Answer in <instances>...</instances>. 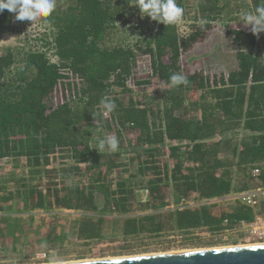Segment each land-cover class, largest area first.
Instances as JSON below:
<instances>
[{
    "label": "trees",
    "instance_id": "trees-1",
    "mask_svg": "<svg viewBox=\"0 0 264 264\" xmlns=\"http://www.w3.org/2000/svg\"><path fill=\"white\" fill-rule=\"evenodd\" d=\"M134 3L55 0L54 11L44 18L52 31L50 41L21 49L0 43V158L23 161L25 173L35 180L46 175L44 188L38 181L25 189L9 186L11 180L3 184L0 210L14 201L30 212L74 210L79 218L73 230L84 241H130L173 229L191 233L207 228L219 235L241 220H252V211L238 202H206L220 200L233 188L264 185V169L260 182L252 174L253 167L264 162V32L257 36L242 26L232 27L242 22L241 11H254L264 0H177L184 9L182 20L193 11L184 35L179 24L142 18ZM201 20L206 21L203 30ZM218 22L234 34L237 68L213 79L202 72H182L184 51ZM127 24L135 25L138 38ZM120 26L123 37L115 40ZM14 30V13L5 9L0 13V38ZM146 60L149 67H144ZM149 69L148 77L139 75ZM173 72L187 76L189 83L172 86ZM152 77L168 90L147 107L127 83L134 78L136 89L142 90ZM59 86L68 97L51 106L48 101ZM198 91V98L191 100ZM105 94L116 107L96 118L92 112L100 110ZM96 128L124 139L131 155L124 165L132 168H120L122 151L95 149L91 138ZM134 151L140 154L135 157ZM166 153L171 170L161 158ZM77 177L80 180L74 181ZM139 180L145 186L141 192ZM170 186L178 201L190 204L156 213L171 205ZM109 212L120 215L106 216ZM54 227L45 241L52 239ZM110 227L116 234L107 235ZM10 230L18 231L9 223L0 224L2 237Z\"/></svg>",
    "mask_w": 264,
    "mask_h": 264
},
{
    "label": "rangeland",
    "instance_id": "rangeland-1",
    "mask_svg": "<svg viewBox=\"0 0 264 264\" xmlns=\"http://www.w3.org/2000/svg\"><path fill=\"white\" fill-rule=\"evenodd\" d=\"M192 14L193 11H191L187 19L182 20L179 24L181 34L183 35L189 30L188 26L192 22ZM14 26L15 30L13 32L1 36L0 43L2 47L12 46L13 48L21 49L25 47L28 48L32 45L41 46L45 41H50L52 39L51 28L44 18L33 23L30 21H17L15 20L14 13ZM128 26L132 27V24L125 25L126 28ZM236 26L249 29V27L243 25V22L232 24V27L236 28ZM131 27H129V29L134 32L135 28V34H137L138 29L135 25L134 28L132 27L131 29ZM118 29L119 31L113 34L115 40H119L123 37V26L118 27ZM134 37L135 39L138 38V34ZM234 38V34H228L223 24L219 22L215 23L203 40L198 41L192 48L184 51L180 63L182 72H202L211 79L221 76L222 74H228V72L238 65V45ZM49 54L53 60L56 59V56L53 55V51H50ZM149 64L150 62L146 60L144 62V67H149ZM140 71L139 75L142 77H148L147 74L150 73V69L148 71H142V73ZM151 80L152 83L143 87L142 90L136 89V80L134 78L127 83L128 87L132 89L131 93L135 99L141 100L147 107H152L160 101L164 92L161 88H165L161 79L152 77ZM199 93L198 91V93L192 95L191 100L197 99ZM118 96H123L127 99L128 95L119 93ZM67 97L68 91H66L64 87L59 86L51 96L48 104L56 106L64 102ZM105 135H116V133L112 130L107 132L106 130L104 131L96 128L93 131L91 140L93 143H97V141ZM119 141L120 144L116 151L110 149H106V151L109 153L122 151V165L120 168L131 167L130 165H124L131 158V155L128 154L129 152L126 151L123 146L126 142L123 138H120ZM168 146L169 143H167L166 147ZM139 152L140 151H134L133 156L136 157L140 154ZM183 152L184 150L182 153ZM161 158L167 160V164H169L168 166L171 170L172 160L168 157V153H166L165 157ZM24 165L23 161L15 162L12 158H0V188L10 180L12 184L9 183V186L11 185V187H13V185L17 187L18 184L19 187L25 189L30 182L38 181L44 188L46 175L40 178L41 180H35V178L25 173L27 166ZM132 170L126 172L125 175H128ZM25 178L26 180L24 181L23 179ZM238 179L236 168H233L232 180L234 185L237 184ZM78 180H80V177L75 178L74 181ZM136 186L139 192L143 191L145 188L140 180L137 182ZM170 189L172 195L170 196L171 205L161 210H154L156 213L162 212L163 214H167L176 207L190 204V202L178 201L177 194L174 192L172 186H170ZM18 204L19 201H14L13 206L10 208L5 205V207L0 210V224L9 223L10 228L16 227L18 230L17 232L10 230L8 236L5 238L0 235V264H48V254L50 251H55L59 257L68 262H74L84 259L102 260L135 255L246 245L244 241L237 239L234 234L222 232L217 235L209 232L207 228L197 229L191 233H183L177 229H173L164 231L160 235H146L144 238L130 241H125L121 237L114 239L108 238L103 241H84L78 239L76 230H73L76 224L75 222L79 218V214L74 210L30 212L24 207H18ZM105 215L117 216L120 214L109 212ZM52 226H55L56 232L52 235L50 241H45L44 238L48 236ZM21 227H23L24 230H22ZM114 234H116V231L112 230L111 227L107 229V235Z\"/></svg>",
    "mask_w": 264,
    "mask_h": 264
},
{
    "label": "clouds",
    "instance_id": "clouds-1",
    "mask_svg": "<svg viewBox=\"0 0 264 264\" xmlns=\"http://www.w3.org/2000/svg\"><path fill=\"white\" fill-rule=\"evenodd\" d=\"M143 17H150L154 21L162 22L168 25H178L184 17V9L178 5L177 0H135L134 3ZM55 0H0V13L7 9L11 13H15V20L35 22L41 18L48 17L55 9ZM239 21L243 22L245 27L259 35L264 32V3L259 4L254 11H241ZM198 26L203 30L206 21L201 20ZM186 38V36H185ZM172 86L187 85L189 83L187 76L179 72H173L169 77ZM161 90H168L161 88ZM101 108L99 111L92 112L96 118H102L112 112L116 105L109 95L105 94L99 101ZM120 141L116 135H105L97 141V149L108 148L116 151ZM48 264H70V262L62 259L55 251L48 254ZM76 264H95L91 259L81 260Z\"/></svg>",
    "mask_w": 264,
    "mask_h": 264
},
{
    "label": "water",
    "instance_id": "water-1",
    "mask_svg": "<svg viewBox=\"0 0 264 264\" xmlns=\"http://www.w3.org/2000/svg\"><path fill=\"white\" fill-rule=\"evenodd\" d=\"M93 261L95 264H264V244L234 245L228 248L169 252ZM70 264H76V262H70Z\"/></svg>",
    "mask_w": 264,
    "mask_h": 264
},
{
    "label": "built area",
    "instance_id": "built-area-1",
    "mask_svg": "<svg viewBox=\"0 0 264 264\" xmlns=\"http://www.w3.org/2000/svg\"><path fill=\"white\" fill-rule=\"evenodd\" d=\"M264 169V162L256 164L252 169V174L256 181ZM224 201L226 203H240L247 206L252 211V220H241L233 228H227L223 232L241 236L239 240L244 241L246 245L264 243V185L250 187L247 190L237 191L234 188L231 192L219 199L207 201L206 203H216Z\"/></svg>",
    "mask_w": 264,
    "mask_h": 264
},
{
    "label": "bare ground",
    "instance_id": "bare-ground-1",
    "mask_svg": "<svg viewBox=\"0 0 264 264\" xmlns=\"http://www.w3.org/2000/svg\"><path fill=\"white\" fill-rule=\"evenodd\" d=\"M257 244V243H256ZM260 244V243H259ZM261 244H264V243H261ZM244 245V244H243ZM249 245H255V244H249ZM238 246V245H237ZM239 246H242V245H239ZM219 248H221V247H219ZM219 248H211V249H219ZM222 248H228V247H222ZM198 250V249H197ZM201 250V249H200ZM202 250H204V249H202ZM184 251H189V250H184ZM192 251H194V250H192ZM179 252V251H178ZM181 252V251H180ZM159 254H162V253H159ZM148 255H150V254H148ZM135 256H140V255H135ZM126 257H130V256H126ZM120 258V257H119ZM99 259V258H98ZM108 259V258H107ZM112 259H115V258H112ZM84 260H86V259H84ZM102 260H105V259H102ZM75 262H77V261H75Z\"/></svg>",
    "mask_w": 264,
    "mask_h": 264
},
{
    "label": "flooded vegetation",
    "instance_id": "flooded-vegetation-1",
    "mask_svg": "<svg viewBox=\"0 0 264 264\" xmlns=\"http://www.w3.org/2000/svg\"><path fill=\"white\" fill-rule=\"evenodd\" d=\"M236 237H237V239H240L241 236H236Z\"/></svg>",
    "mask_w": 264,
    "mask_h": 264
},
{
    "label": "crops",
    "instance_id": "crops-1",
    "mask_svg": "<svg viewBox=\"0 0 264 264\" xmlns=\"http://www.w3.org/2000/svg\"><path fill=\"white\" fill-rule=\"evenodd\" d=\"M237 66H238V65H237ZM237 66H236L235 68H237ZM235 68H234V69H235Z\"/></svg>",
    "mask_w": 264,
    "mask_h": 264
}]
</instances>
